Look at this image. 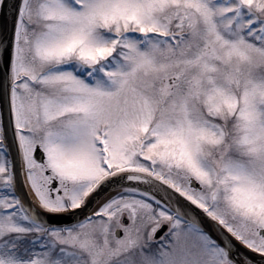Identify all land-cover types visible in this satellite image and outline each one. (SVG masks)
Returning <instances> with one entry per match:
<instances>
[{
    "label": "snow or ice",
    "instance_id": "snow-or-ice-1",
    "mask_svg": "<svg viewBox=\"0 0 264 264\" xmlns=\"http://www.w3.org/2000/svg\"><path fill=\"white\" fill-rule=\"evenodd\" d=\"M0 264H264V0H0Z\"/></svg>",
    "mask_w": 264,
    "mask_h": 264
}]
</instances>
